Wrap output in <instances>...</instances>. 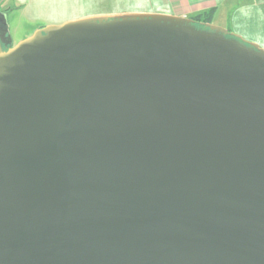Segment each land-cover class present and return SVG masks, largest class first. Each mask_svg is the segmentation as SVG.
<instances>
[{"label":"water","instance_id":"95a60500","mask_svg":"<svg viewBox=\"0 0 264 264\" xmlns=\"http://www.w3.org/2000/svg\"><path fill=\"white\" fill-rule=\"evenodd\" d=\"M0 23V264H264V48L163 13L14 45Z\"/></svg>","mask_w":264,"mask_h":264},{"label":"crops","instance_id":"0c3cea01","mask_svg":"<svg viewBox=\"0 0 264 264\" xmlns=\"http://www.w3.org/2000/svg\"><path fill=\"white\" fill-rule=\"evenodd\" d=\"M6 0H2L4 2ZM153 13L171 14L192 18L198 14L215 8L211 23L229 28L243 38L251 39L264 48V0H251V7H259V20L252 21L246 16L238 17L229 10L233 0H147ZM20 6L26 9L32 21H45L47 24L58 25L60 0H18ZM228 3V4H227ZM233 6V5H232ZM6 8V7H5ZM10 9V8H6ZM38 27H36L37 29ZM250 32L255 33L250 36Z\"/></svg>","mask_w":264,"mask_h":264},{"label":"rangeland","instance_id":"374dc122","mask_svg":"<svg viewBox=\"0 0 264 264\" xmlns=\"http://www.w3.org/2000/svg\"><path fill=\"white\" fill-rule=\"evenodd\" d=\"M147 0H60L58 20L60 24L91 15L116 14L128 12L153 13ZM228 4V3H227ZM233 5V6H232ZM251 0H233L229 10L238 17L246 16L248 19L259 20L258 9L252 8ZM3 8H10L6 13V23L12 43L16 45L23 39L30 37L35 30L55 24L48 22L32 21L26 9L22 8L18 0H6L2 2ZM215 24V23H213ZM217 25V24H215ZM219 26V25H218ZM36 27H38L36 29ZM223 27V26H221ZM225 28V27H224ZM229 30V28H226ZM234 32V31H231ZM250 36L255 33L250 32ZM246 40L253 42L251 39Z\"/></svg>","mask_w":264,"mask_h":264},{"label":"trees","instance_id":"16d2710c","mask_svg":"<svg viewBox=\"0 0 264 264\" xmlns=\"http://www.w3.org/2000/svg\"><path fill=\"white\" fill-rule=\"evenodd\" d=\"M214 13H215V8L209 10L208 12L198 14L192 18L198 22H209V23H211Z\"/></svg>","mask_w":264,"mask_h":264},{"label":"flooded vegetation","instance_id":"af4514ba","mask_svg":"<svg viewBox=\"0 0 264 264\" xmlns=\"http://www.w3.org/2000/svg\"><path fill=\"white\" fill-rule=\"evenodd\" d=\"M7 11H9V9L3 8L2 0H0V23L3 22V17L1 16V14H6Z\"/></svg>","mask_w":264,"mask_h":264}]
</instances>
